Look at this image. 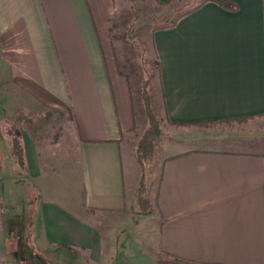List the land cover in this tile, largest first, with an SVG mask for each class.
<instances>
[{"label": "crops", "instance_id": "obj_1", "mask_svg": "<svg viewBox=\"0 0 264 264\" xmlns=\"http://www.w3.org/2000/svg\"><path fill=\"white\" fill-rule=\"evenodd\" d=\"M230 1L237 11L207 3L150 34L167 153L152 214L133 215L136 182L128 198L120 153L132 123L107 74L103 45L112 54L114 44L100 37L99 8L90 0H0V99L19 122L27 165L19 171L0 149V264H18L19 227L27 219L26 247L47 264L60 250L87 264H186L168 257L264 264V150L251 143L258 134L219 123L264 118V0ZM49 111L62 130L74 132L76 122L78 141L67 160H76L81 195L71 205L51 197L55 186L45 182L52 161H41L32 123ZM94 215L120 223L116 245L88 219Z\"/></svg>", "mask_w": 264, "mask_h": 264}, {"label": "rangeland", "instance_id": "obj_2", "mask_svg": "<svg viewBox=\"0 0 264 264\" xmlns=\"http://www.w3.org/2000/svg\"><path fill=\"white\" fill-rule=\"evenodd\" d=\"M198 1L199 0H177L172 6L162 8L156 6L153 0H90L91 5L95 3L96 7L99 8L98 11L101 12V15H99V12L97 14L96 8H93L96 26L98 32L100 33V37L108 39L109 36L114 44V53H112L113 56L111 54L110 47H105L103 45L105 57H107V62L109 64L107 72L109 80L111 81L113 89L115 90V95L119 99V102L120 97L124 96V101L126 102L130 112L132 130L129 131V134H126L124 141L120 144L123 180L125 193L128 198L131 197L133 181L136 182L137 186L139 178V169L133 158V149L138 137L146 128L139 87L141 79L146 75H150L151 77L149 93L152 100V106L158 119L162 120L160 106L156 101L154 94L156 89L155 86L157 84V76H155V67L153 65L155 58L150 43L151 30L152 28L160 27L171 21L173 16L166 17V15L171 13L172 10L176 8H188ZM113 16L114 18L111 23H109V28L107 30L103 25ZM125 31H128L127 34L134 36V38L129 40L128 38H125L126 36L123 37L122 34ZM103 42L104 41L102 39V43ZM11 100H13V98H11ZM1 103L2 99H0V126L2 127L5 123H7L18 127L19 122H16L14 119L10 106L8 109L7 105H3ZM19 107V112L22 113L21 106ZM14 110L16 111L15 108ZM2 111L5 112V123L2 121L4 117L1 115L4 114ZM32 113L33 118L36 119V112L33 111ZM48 115L50 116L45 119L39 118L37 121H33L32 123L35 128L34 133L37 145L41 150V161L44 163L46 161V157L49 155L52 161L51 168H45L43 170L45 182H48V186H55L56 191H58L55 192V187L51 189V197H54L62 203L71 205V202L80 199L81 195L80 178L78 177L75 166L76 160L74 159L72 162L71 159L67 160V158H71L72 155L71 146H75L78 141L76 134V122H74V132H71V129L62 130V121H60L59 117L55 115V112L49 111ZM20 123L24 124L25 122L21 121ZM234 123H239L237 127H241V129L245 132L250 131L251 133L258 134L257 137L251 139V143L253 145H258V149L264 150V118L247 121L245 123H243V121ZM234 123L224 124L231 126ZM1 127L0 149H3L2 152L5 156H10L9 140L7 137L2 135ZM161 145L162 140L157 143L159 161L163 155L167 153V151L162 149L163 145L162 147ZM67 148H69L70 152H65V149L67 150ZM75 154L76 152L73 151V155ZM66 160L70 161L71 164H68ZM44 164L46 165L45 167H47V164ZM149 176V186L152 191L156 187L158 170L153 175ZM60 192H63V194H60ZM150 197L152 200L153 194H150ZM101 216L102 215L89 216L88 219L93 225H95V227L102 230L104 238H109V243L116 245V235L121 226L120 223L116 224L114 217L109 218V220H105ZM28 224L29 220L27 219V224L25 223L19 227V234H23L24 236L19 239V246L17 248V254H15V261L18 262V264L20 262L22 263V261L23 264H37V261L41 264L43 262L41 258L47 256L39 253L38 249L33 250L30 247H26L29 239L27 235L29 236V234H24V231L28 228ZM109 226H111V228L109 232H107ZM111 250L112 248L110 251ZM49 256H51V258L48 257L51 264H87L83 261L82 255L75 253L66 254L61 250L51 252Z\"/></svg>", "mask_w": 264, "mask_h": 264}, {"label": "trees", "instance_id": "obj_3", "mask_svg": "<svg viewBox=\"0 0 264 264\" xmlns=\"http://www.w3.org/2000/svg\"><path fill=\"white\" fill-rule=\"evenodd\" d=\"M177 0H170L169 2H166L164 4H159L157 2H154V4L158 7H170L172 6ZM212 3L216 6L220 7L223 10L229 11V12H235L237 11V5L230 1V0H199L194 5L188 7V8H176L174 10H170L171 13L167 14L166 17L173 16L172 20L168 23L152 28L151 33L154 30H164V29H170L176 26V24L185 16L189 15L190 13L194 12L195 10L199 9L201 6ZM172 14V15H171ZM128 31H125L122 35L125 38H128L129 40L134 38V36H131L130 34H127ZM153 50V49H152ZM154 62L153 65L155 67V76L158 78V72H159V60L156 57L154 50ZM126 77V76H125ZM151 77L150 75H146L144 78L141 79L140 83V100L142 104V109L144 113V118L146 122V128L141 133V135L138 137V140L135 143L134 149H133V158L135 163L138 166L139 169V178L137 182V186L135 189L134 194V200L130 207V212L133 215H150L152 214L155 203L153 201L155 198L151 200L150 194L152 193L150 186H149V175H153L158 170V176L160 175V165L161 162L158 160V148L157 143L161 140L163 136V120H159L157 115L155 114V110L152 106V100L150 96V86H151ZM243 120H236V121H223L219 123H234V122H240ZM170 124L169 122H167ZM212 124L211 122H209ZM174 125V124H173ZM201 125H207V124H199ZM178 127H182V125H176ZM6 135L9 140L10 145V154L13 158L15 164L17 165L19 171L21 172H27V165H26V157H25V151L23 147V141L21 133L16 125H6ZM160 180V179H159ZM159 180L157 181V184L159 183ZM157 195V191H156ZM155 195V197H156ZM169 259L173 261H177L180 263H186V264H196V263H189L187 261H183L181 259L175 258V257H168ZM41 264H47V262L43 261Z\"/></svg>", "mask_w": 264, "mask_h": 264}, {"label": "built area", "instance_id": "obj_4", "mask_svg": "<svg viewBox=\"0 0 264 264\" xmlns=\"http://www.w3.org/2000/svg\"><path fill=\"white\" fill-rule=\"evenodd\" d=\"M6 214V209L2 206H0V222L3 216Z\"/></svg>", "mask_w": 264, "mask_h": 264}]
</instances>
